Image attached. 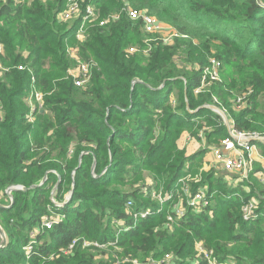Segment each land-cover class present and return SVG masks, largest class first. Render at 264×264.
<instances>
[{
  "label": "trees",
  "instance_id": "1",
  "mask_svg": "<svg viewBox=\"0 0 264 264\" xmlns=\"http://www.w3.org/2000/svg\"><path fill=\"white\" fill-rule=\"evenodd\" d=\"M67 2L52 0L43 4L35 0L30 5H15L10 0L0 10V16L6 20L5 24L0 23L1 41L6 50V57L0 56V60L11 68L0 78V105L3 107L0 113V203L8 202L7 186L31 187L49 171H56L62 178L56 196L59 202L65 201L75 183L72 202L59 210L66 216L65 220L38 236V240L45 242L34 248L30 260L22 249L30 241V234L41 226L42 217L49 216L51 208L56 209L50 196L58 176L51 173L42 188L29 192L26 197L23 192L14 193L15 206L0 210V221L11 237L9 247L0 250V264H43V259L52 253L61 255L54 264H95L96 256L83 251L81 244L67 256L63 251L77 239L115 244V229L108 222L128 215L127 201L154 206L149 199H143L147 189L137 186L145 180V171L152 170L161 183L158 187L164 185L165 193L177 189L183 193L181 180L194 173L197 157L180 148L184 132L189 131L193 138L201 141V132L213 123V128L204 130L208 142H219L221 135H229L221 117L205 105L228 109L235 129L264 135V110L259 109L258 102L264 94V7L260 0H92L101 6L103 16L120 13L121 19L108 27L91 30L89 40L82 45L83 58L90 60L85 52L93 51L101 67L86 89H76L71 80L43 76L45 73L67 74L70 68L66 55L69 44L65 45V41L76 40L81 20L67 24L59 19ZM128 3L188 36V40L177 41L176 50L189 51L192 56L194 51H201L199 61L189 60L191 72L183 76L184 80L178 67L158 50L160 47L154 50L147 67L141 66L142 55L127 56L123 46L137 29L126 12L122 13ZM194 40L201 41L195 49ZM18 46L26 47L28 55ZM211 53L222 63V73L228 69L229 78L213 81L206 91L195 94L202 83L206 56ZM21 64L34 71L41 92H53V97L46 99V113H39L34 123L28 120L30 111L18 105L31 88L30 72L19 70ZM47 65L52 68L45 69ZM138 79L140 82L134 85ZM164 83L166 86L159 89ZM249 91L252 93L248 105L237 110L236 95ZM173 95L176 96L175 106L171 102ZM230 96L235 99L231 100ZM255 143L264 149V143ZM205 176L202 183L215 180L212 172ZM202 183L190 184L193 194L201 189ZM209 185L212 187L214 183ZM234 192L227 193L220 212H227L222 229L229 234V242L225 243L227 250L213 243L207 246L221 261L231 256L243 261L228 247L230 242L243 243L254 250L250 263L264 264V229L258 226L264 219L260 218L257 223L245 222L242 217L244 199ZM255 192L252 190L245 201ZM142 201L148 205H143ZM23 202L24 215H30L27 220H22L19 214ZM166 211L151 214L132 231L122 234L119 244L126 249L117 252L120 258H114L111 264L139 253L153 258L171 254L167 245L177 235L169 231ZM211 211L213 208H206L197 214L188 209L177 222L179 233L187 239L192 235L199 240L207 239L202 226L208 221V232L220 233V222L210 218ZM187 245L183 241L177 255L182 254ZM127 246L136 251H128ZM174 264L185 263L174 261Z\"/></svg>",
  "mask_w": 264,
  "mask_h": 264
},
{
  "label": "rangeland",
  "instance_id": "2",
  "mask_svg": "<svg viewBox=\"0 0 264 264\" xmlns=\"http://www.w3.org/2000/svg\"><path fill=\"white\" fill-rule=\"evenodd\" d=\"M6 1H9V0H6ZM34 1L35 0H25L23 4H15L13 1V3L15 5H25L27 3H28L27 5H30ZM49 1H52V0H41V2L43 4H47V2H49ZM84 1H86V2L84 3V2H82V0H79V2L77 1L79 3V7L81 8V10L85 9L89 5H91V6L93 5L94 9L97 10L96 17L91 22H89V24L87 25L86 30L83 33L81 39L76 38L75 41H68V40L65 41V45L69 44V45H67V51L69 48V49H74V50L79 52L77 54V59H73L69 55V53L67 52V54H66L67 59H68L67 62L69 63L70 67L77 65L79 62H82V63L91 62V65H92L91 80L89 81V83L87 85H84V86H77L74 84L76 89H86L90 85V83L91 84L93 83L92 81L94 79L95 71L101 70L100 63L98 62L97 57H96V53H94L93 51L85 52L89 56L90 60L86 61L83 58L84 50L82 49V45L85 44L89 40L90 35H91V30H93L94 28H97V27H102V28L108 27L109 25H112L114 23L119 22V20H117V21L113 20V19H111V17L114 15H120V13L119 14L118 13H112L110 15L103 16V12L101 11V6L95 5L92 2V0H84ZM73 3H74V0H68V2L66 4V8L69 6V4H73ZM4 5H5L4 2L0 1V10L2 9V7ZM126 6L133 8L129 3ZM123 12L124 11H122V13ZM155 18H157V17L155 16ZM129 20L133 23V27H136L137 29L135 32L131 33L127 37V40L123 46V49L126 51L127 56H139L138 54L142 55L143 58L140 60L141 66L147 67L149 64V61L152 59L151 57H152L154 50L158 49L157 47H160V49H158V50L162 51L163 56H165L171 63H174L176 65V67H178V73L182 76L183 80L185 79L184 77L190 75L189 72H191V69L189 67L191 65L190 64L191 62L189 60H192V58H194L196 60H193V61H199V59L201 57V51L200 50L194 51L193 56H192L189 53V51L182 52L180 49L176 50L177 41L180 39L186 40L187 38H176L172 44L164 45L162 42H159V37H160L159 35H157V34H155V35L146 34L142 30L143 26H142V24H140L139 20L132 21L130 18H129ZM75 21H78V20H75ZM75 21L67 22V24L68 23H74ZM159 22L161 23L162 21L159 20ZM0 23L5 24L6 23L5 18H2L0 16ZM162 23H163V25H165V27H168V30L164 31L163 35H168V34H170V32L172 30H175V28L172 25L167 24L165 22H162ZM0 39H2L1 32H0ZM18 42H19V40H17L16 43H18ZM148 45H151L152 51L149 54L148 53L145 54L141 50L143 48H147ZM200 45H201L200 40H194L193 41L194 49L199 47ZM133 48H138L139 51L136 53H134V52L131 53V50ZM18 49L21 50L25 56L28 55V51H27L26 47L18 46ZM212 55H213V53L206 56L207 57V65L206 66L209 65V61H211L213 59H217V57L212 56ZM0 56L6 57V50L3 53H1ZM2 61L3 60H0V63H2V65L4 67L10 68V66L4 65V63ZM197 64H199V63H197ZM47 68H49L48 70H50L52 67L47 65L45 67V69H47ZM229 73L230 72L228 71V69L226 71H224L223 73L221 70L220 78L222 80L224 78L228 79ZM43 76L44 77L49 76V77H51V79L60 78V79H58L59 81L71 80L67 76V74H63L62 72L61 73H54L52 75L49 73H47V74L45 73ZM137 81H140V79H138ZM165 84L166 83H164L163 85H160L159 89L166 86ZM208 86H209V84L207 83L206 87L204 88L205 91L208 88ZM27 93L29 95L24 97L23 101L22 100L19 101L18 105L21 109H25V110L28 109V111H30V104H29L30 90ZM41 94H42V101H41L40 106L36 102L32 105L36 110L35 113L33 114V117H32V119L34 121L37 120L39 113L40 114L46 113V111H47L46 110L47 106L45 105L46 99L53 97V92H49V91L43 92L42 91ZM238 95H236V99H237V97H239ZM262 96H264V94H262L258 98V102H259V109L264 110V97L262 98ZM175 97L176 96L173 95L172 99H171V102L174 104V106L176 105V101H175L176 98ZM230 99L231 100L235 99V96H232V97L230 96ZM214 105L215 104H213V106ZM205 106H209V105H205ZM235 107L237 108V110H242L238 106H235ZM2 109H3V107L0 105V112L1 113H2ZM223 112L226 114L229 121L232 122V118L230 116L229 110L223 109ZM214 113H216V112H214ZM216 114L221 117L222 122L226 125V122L222 117L223 115L218 114V113H216ZM28 115H32V113L28 112ZM209 125L211 127L214 126L213 123H211ZM210 126H207V127H210ZM204 127H206V126H204ZM207 127L204 130H207ZM226 127H228V126L226 125ZM228 131H229V129H228ZM236 131H238L240 133H244V134H252L249 132H242V131H239L237 129H236ZM190 134L191 133L189 131L184 132V134L182 135V139L180 140L179 143H180V148L186 149V153L188 155L192 154L194 156L195 155L197 156L195 159V162L193 164L194 165L193 169L195 168V170H194L193 174L192 173L187 174L183 178L188 179V180H197L196 183H202L206 179L205 175H207L208 173H211V172L213 173V177L215 180H213V181L211 180L210 183H202L201 190H203L204 194H206L208 196L205 204H208V206H207L208 208H213V211L210 212V218H212V220L220 222V225H219L220 233H218L217 235L216 234L214 235V233H209L208 228L206 227V225L210 222V221H208V223L205 224V226H202V232L205 233L207 239L199 240L198 237H196L194 235H192L190 238L187 239L179 233L181 230H178L179 227H178L177 222L180 219H176L175 221L170 222L171 225L169 227V231L175 232V234L177 235L175 237V239H172L169 242V244L167 245V247H168L167 251H171V254H165L164 256H161L159 258H153L151 256H144V255L139 253L138 255L135 254L133 256L125 257V260H121V262H119L118 264H174V261L184 262L185 264H191V263L197 264L198 262H201V261H206L208 263L207 258L201 252V251L205 252V250H212L207 245H210L213 243V245H218L219 247H223V249L225 251L227 250V248L225 247V243L229 242V240H228L229 234L225 233L224 232L225 230H222L225 228V226L223 224V217H224V215L227 214V212L220 214V212L224 209V201L223 200H226L225 196H228L227 193L234 190L235 191L234 195H242V199H244V200H242V202H245L247 196L250 195L252 190H255L256 191L255 195L252 193L253 195L247 201H254L256 199H260V200L264 199V185L258 179V177H260V175L264 174V172H263L264 171V149H262L260 147V149L256 153L252 154V158L247 162V169L248 170L251 169L252 173L250 174L249 178L247 177L248 179L241 180V176L239 175L240 173H237L238 171H235L234 173H230V172L226 171L220 163L217 162L216 150H218L221 147L222 141H224L228 136L225 137V135H221V137H220L221 139L216 138L218 140L220 139L219 142L213 143L214 140L212 142H208L209 140L207 141V139L205 137V133H204V136H203L201 141L194 138L193 140L190 141L189 144H186L185 139ZM258 135L264 138V135H261V134H258ZM204 146H205V148H204ZM204 149H207L206 152L201 154V151ZM80 161H81V159H80ZM186 170L189 171L188 166H186ZM203 173L205 174L204 177H203ZM143 177L145 178V180L141 181V183H139L137 186H139L140 189L147 188V192H145V194L146 193L147 194L143 197V199H149L151 201V203L154 204V206H149L146 202L142 201L144 203L143 205H148L149 207L148 206H139L138 204L135 203L134 205H132L130 207L131 210H128L127 204L131 200L127 201V204H126L127 212L140 209L142 214L140 216V220L138 218L137 224H135V222H134V217L128 216V215L125 218H116V219L112 218V221L110 219L111 223L110 222H108V223L113 230L115 229V233L113 235L114 240H115L114 245H111L108 243V244H105L103 246L102 245L94 246V245H92V243H98L97 240L91 241L88 239H82V240H86L87 243L91 244L89 246H85L86 248L82 247V249H83V251H85L87 253L88 252L93 253L96 256L94 258L95 264H100V263H105V264L110 263L111 264L112 261H114V258L115 259L120 258V256L117 255V252L122 253L125 251L126 248L122 247L119 244L122 241L119 238L121 237L122 234L129 233L134 228H136L141 221H144L145 219H147V217H149V215H145V214H147L149 212L151 214H154V213L160 214L163 212V210L166 209L168 211V212L166 211L167 215H168L166 221L169 222L168 220L171 219V218H169V214H170V211L176 205V202L175 201L171 202L167 199H168V195L170 193H174V191H172L170 193L169 192L165 193L164 185L163 186L161 185L160 187H158V184H161V183L157 182L156 176L154 173H152V170L150 172L145 171L143 174ZM163 183H165V182H163ZM213 183H214V185H212V187H211V185H209V184H213ZM217 183H220V184H217ZM209 187L211 188V192H210ZM125 190H126V188H125ZM250 190H251V192H250ZM243 191H245V193H243ZM217 192H222V193L219 194ZM147 195H149V196H147ZM223 196H224V198H223ZM147 197H149V198H147ZM242 207H243V205H242ZM52 209L50 210V214L52 212ZM236 209L239 210L238 207ZM256 210L262 211L264 213V201L263 200H261V203L257 206ZM186 211L188 212V209H186ZM203 211H205L204 207L203 208L193 207V209H192V212L197 213V214H201V213H203ZM56 213H59V215L57 217L61 219V222H63L65 220L66 216L64 214H62L61 212H55V214ZM134 215H135V211H134ZM47 217H48L47 215L42 217L41 226H38L37 229H35L30 234V237H31L30 241L28 243H26L22 249V252L25 253L28 260H30V258L32 257L31 253L34 251V248H36L39 245H42L45 242L44 239L38 240V236L41 233H43L42 228H43L44 220L47 219ZM262 217L264 219V215L261 214V215H259V218L256 217V218H254L255 220L248 221L247 223H257V221ZM107 219L108 218L105 217L106 224H107ZM113 219H115V220H113ZM181 219H183V218H181ZM134 224H135V226H134ZM258 226H260L262 229H264V221L259 222ZM37 230H41V232H36ZM34 233H35V235H34ZM41 235H43V234H41ZM214 238L217 239L218 241H213ZM183 241L186 242L188 245L183 250L182 254L177 255V251H179V249L181 248ZM215 242H217V243H215ZM235 245H237V246H235ZM228 247L230 250L233 251V254L237 253L244 260L238 261L235 256H231L226 261H221L220 259H217L218 262H220L221 264H251L250 261H251V257L254 255V250L249 248L246 244L240 243L238 245L236 243L230 242V245ZM128 251L135 252L136 250L128 247ZM63 255L67 256L68 254L63 252ZM60 256L61 255H56L55 253H52L49 255V257H45L43 259V264H45L46 262H47V264H51V263L54 264V262L57 261L56 258H60ZM75 256H73V257L75 258Z\"/></svg>",
  "mask_w": 264,
  "mask_h": 264
},
{
  "label": "built area",
  "instance_id": "3",
  "mask_svg": "<svg viewBox=\"0 0 264 264\" xmlns=\"http://www.w3.org/2000/svg\"><path fill=\"white\" fill-rule=\"evenodd\" d=\"M0 1H3L4 4H6L10 0L9 1L0 0ZM12 1H14L15 4H23L25 0H12ZM77 1L79 2V0H74L73 4H69V6L60 13L59 19L66 23L72 22L75 20H78V21L81 20L80 28L78 29L76 33V38L81 39L89 22H91L96 17L97 10L94 9L93 5L92 6L89 5L85 9L81 10V8L79 7V3ZM82 2L85 3L86 1L82 0ZM123 11L126 12L128 17L132 21L139 20L140 24H142L143 26V28L142 27L141 28L146 34L159 35L160 36L159 42H162L164 45L172 44L176 38H188V36L181 34L176 28L175 30H172L170 34L163 35L164 31L168 30V27H165V25H163L162 22L160 23L159 20L155 18V16L149 14L146 10H138V9H134L129 6H126V8ZM111 19L116 20V21L120 20L121 15H114L111 17ZM4 51H5V45L0 39V54L3 53ZM138 51H139L138 48H133L131 50V53L133 52L136 53ZM141 51L144 52L145 54L147 53L149 54L152 51V47L151 45H148L147 48H143ZM67 52L73 59H77V54L79 53L78 51L68 48ZM18 69L21 71L28 70L30 72L29 74L31 75L29 104H30V113H32V115H28V120L29 122L34 123L35 121L32 119V117L36 110L32 105L36 102L40 106L41 101H42V94L38 88L37 77L34 71L24 64L19 65ZM10 70L11 68H6L2 65V63H0V78H2ZM221 70H222V63L218 59H213L209 61V65L206 66L203 71L202 83L196 89L195 93L196 94L203 93L205 91L204 88L206 87L207 83L210 84L213 81H221L222 80L220 78ZM91 71H92L91 62H86V63L79 62L77 65L70 67L68 69L67 76L74 82L75 85L84 86V85H87L89 81L91 80ZM251 93L252 92L249 91L237 97L234 103L235 106H238L241 109L243 107L245 108L246 105H248V101H249L248 97ZM215 106H217L223 111L222 107L218 105H215ZM191 137L192 136H188L186 138V144L190 143V141L192 140ZM202 137L203 135L201 133L200 138ZM256 138H261V136H259L258 134L240 133L236 131L234 124L230 121L229 135L224 141H222L221 147L218 150H216L217 162L220 163L222 167L230 173H234L235 171H238L237 173H240L239 175L241 176V180L248 179L252 171L251 169L249 170L247 169V162L252 158V154L256 153L260 149V147L255 143V141L252 140ZM258 179L264 185V174L260 175ZM181 181H183L184 183L183 193H179L177 189L176 191H174V193H170L168 195L167 200L171 202L176 200L175 201L176 205L174 206V208L171 210L169 214V218H171L168 220L169 222L167 223L169 227L171 225L170 222L175 221L176 219H181L187 214L186 209H193V207H196V208L204 207V209L208 208L207 207L208 204H205L208 196L204 194L203 190L200 189L196 191V193L194 194L192 193L190 184L193 182L196 183L197 180H188L184 178ZM261 200L256 199L254 201H245L243 203L242 217L245 222L255 220L254 218L256 217L259 218V215L263 213L262 211L256 210L257 206L261 203ZM132 205H134V203L132 201H129V203L127 204L128 206L127 209L131 210L130 207ZM59 210L61 209L59 208L52 209L51 214L47 217V219L44 220V224L42 228L43 232L49 229H53L56 224L61 222V219L57 217L59 213L55 214V212H60ZM134 211H135V215H134ZM141 214L142 212L140 210L128 211V216L134 217L135 224H137L138 218L140 220ZM145 215L150 216L151 213L149 212ZM36 232H41V230H37ZM80 244L82 245V247L91 245L90 243H87L86 240L81 241V239H77L73 241L72 244L68 247V249L64 250L63 252L70 254V252H73V250ZM92 245L94 246L102 245L103 246L105 244H101L100 242H98V243H92ZM111 245H114V244H111ZM201 252L202 254L205 255L209 264H221L220 262H218L217 260L218 258L216 257L213 250H205V252L204 251H201Z\"/></svg>",
  "mask_w": 264,
  "mask_h": 264
},
{
  "label": "water",
  "instance_id": "4",
  "mask_svg": "<svg viewBox=\"0 0 264 264\" xmlns=\"http://www.w3.org/2000/svg\"><path fill=\"white\" fill-rule=\"evenodd\" d=\"M261 5L264 7V3L261 2ZM138 82H140V81H136L134 83V85ZM205 108L211 109L213 112H216L218 114L223 115L222 117L225 120L226 125L228 126V129L230 128V121L227 118L226 114L220 108H218L215 105L214 106L213 105L205 106ZM252 140L264 143L263 137L252 139ZM81 163H82V157H81L80 164ZM95 167H96V163L93 166V172H95ZM51 173H54L58 176V182L53 187V189L51 191L50 201L56 208H59V209L66 208L73 200V196H74V192H75V183L73 184V189L68 194V197L65 199V201L59 202L57 200L56 196L59 192V186L62 182V178L60 177V175L56 171H49L46 173V175L43 177V179L40 182H38L37 184H35L31 187H26V186L21 185V184H11V185L7 186L5 188V194L8 197V202L0 203V210H10L15 206V197H14L15 192H23L25 194V197H26L29 192L35 191L36 189H39V188H42L45 185V183L48 181L49 175ZM94 177H95V174H94ZM24 206H25V203L23 202L20 205L19 214H20V217L22 220H27L30 217V215H24V213H23ZM10 244H11L10 234H9L8 230L2 225V223L0 221V250L8 248Z\"/></svg>",
  "mask_w": 264,
  "mask_h": 264
},
{
  "label": "crops",
  "instance_id": "5",
  "mask_svg": "<svg viewBox=\"0 0 264 264\" xmlns=\"http://www.w3.org/2000/svg\"><path fill=\"white\" fill-rule=\"evenodd\" d=\"M260 1H261L262 3H264V0H260ZM0 113H1V112H0ZM201 133H202V135L204 136V133H205V132L202 131ZM189 136H191V135H189ZM186 138H187V137H186ZM191 138H192V140L194 139L193 137H191ZM202 138H203V137H202ZM202 138H201V139H202ZM185 140H186V139H185ZM185 143H186V142H185ZM202 147H203V146H202ZM202 147H201V148H202ZM204 148H205V146H204ZM68 194H69V193H68Z\"/></svg>",
  "mask_w": 264,
  "mask_h": 264
},
{
  "label": "bare ground",
  "instance_id": "6",
  "mask_svg": "<svg viewBox=\"0 0 264 264\" xmlns=\"http://www.w3.org/2000/svg\"><path fill=\"white\" fill-rule=\"evenodd\" d=\"M262 215H264V213H262Z\"/></svg>",
  "mask_w": 264,
  "mask_h": 264
}]
</instances>
